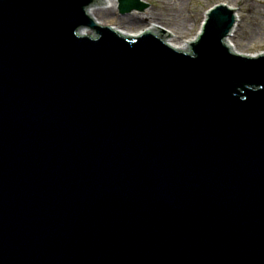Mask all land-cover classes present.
Returning a JSON list of instances; mask_svg holds the SVG:
<instances>
[{"label": "water", "instance_id": "95a60500", "mask_svg": "<svg viewBox=\"0 0 264 264\" xmlns=\"http://www.w3.org/2000/svg\"><path fill=\"white\" fill-rule=\"evenodd\" d=\"M94 2L0 0V264H264V54L224 4L182 52Z\"/></svg>", "mask_w": 264, "mask_h": 264}, {"label": "rangeland", "instance_id": "374dc122", "mask_svg": "<svg viewBox=\"0 0 264 264\" xmlns=\"http://www.w3.org/2000/svg\"><path fill=\"white\" fill-rule=\"evenodd\" d=\"M141 1L149 5L144 11L150 13V19L145 20L146 15L143 16V11L135 12L137 18L131 14H119L116 8L117 0L114 6L110 9L103 8L97 16L103 21L102 26L122 31L124 28L127 32H137L139 28L157 24L162 32H169L180 41L191 38L204 8H210V3H226L228 7L236 9V15H239L232 39L236 51L249 56L264 51V0ZM162 40H166L165 34Z\"/></svg>", "mask_w": 264, "mask_h": 264}, {"label": "bare ground", "instance_id": "6f19581e", "mask_svg": "<svg viewBox=\"0 0 264 264\" xmlns=\"http://www.w3.org/2000/svg\"><path fill=\"white\" fill-rule=\"evenodd\" d=\"M115 2H116V0H100V3H96V4L90 5L86 9L85 13H86L87 16L91 17V19L93 20V22H98L99 21V25H104L103 24V21L101 20L102 21L101 22L99 20L97 14L101 13L103 8L110 9L112 6L115 5ZM223 4L225 5L226 3H223ZM230 8H233V7H230ZM143 13H142L143 16L146 15L145 20L151 18L150 13L148 11L147 12L146 11H143ZM134 14H137V13L133 12V13H131V16H134V17L137 18V16H135ZM130 21H132V20H130ZM238 21H239V15H237V18H236V22H238ZM149 26L152 27V28H154V29H157L159 31H162V30H160V28L158 27L157 24H151ZM122 29H123V31L122 30H118V29H115L114 31L119 36H126V37H133L135 35V33H136V32H127V31L124 30V28H122ZM143 30L148 31V26L145 27V28H143ZM166 32H168V31H166ZM230 33H232V35H231V37L229 36V37L226 38V45L230 49L236 51L235 44H234V42L232 40L235 32L232 31ZM165 35H166V40H165L166 44H168V45H170V46H172V47H174V48H176V49H178V50H180V51L183 52L184 40L178 41L177 37L175 35H172L169 32L168 33H165ZM185 40H190V38L189 39H185ZM233 53H235V52H233Z\"/></svg>", "mask_w": 264, "mask_h": 264}]
</instances>
